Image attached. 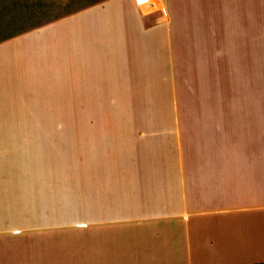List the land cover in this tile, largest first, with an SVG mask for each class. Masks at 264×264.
<instances>
[{
  "label": "crops",
  "instance_id": "0c3cea01",
  "mask_svg": "<svg viewBox=\"0 0 264 264\" xmlns=\"http://www.w3.org/2000/svg\"><path fill=\"white\" fill-rule=\"evenodd\" d=\"M160 1H4L0 264L264 263V0Z\"/></svg>",
  "mask_w": 264,
  "mask_h": 264
},
{
  "label": "rangeland",
  "instance_id": "374dc122",
  "mask_svg": "<svg viewBox=\"0 0 264 264\" xmlns=\"http://www.w3.org/2000/svg\"><path fill=\"white\" fill-rule=\"evenodd\" d=\"M4 1L5 0H0V32L1 31H11L14 29L19 28L23 22L18 18V16H22V12L21 9L18 10L17 8H15L16 11V15L17 18L15 16V13L11 10V8L9 6H4ZM18 1V0H17ZM32 1V0H31ZM44 2L48 3L51 0H43ZM57 1H61L64 2V11L63 8H61L59 11H63V13L66 12H70V11H74L78 8H81L83 6L88 5L89 3L95 2L97 0H57ZM135 1V0H134ZM153 5L155 1L158 0H152ZM160 1V0H159ZM69 3V4H67ZM136 5L138 7H140L142 9V11L147 14L153 11H157L165 8L160 7L162 5L161 1L159 5H155L156 7H160V8H156L152 10V7L150 9H146L143 3H138L137 1L135 2ZM11 15L14 16L11 19L8 20V17ZM27 24V23H25ZM135 104V103H134ZM124 105H120V107H123ZM139 107L140 106V102H137V105H134V107ZM43 119H46L47 122H52V123H75L76 122V117L74 116H52V117H43ZM85 122L86 123H124V116L123 115H116V116H96V117H85ZM47 139L52 140V148L54 150H69V149H75V139H76V132H52V133H46ZM8 150V149H5ZM7 164L11 163V158L6 157L5 161ZM88 236V234H86V237ZM90 243L88 245V247L91 248V245L93 243V241H86V245ZM86 254H89V257L87 256L86 258V262L85 264H91V260H88L89 258H91V252H86Z\"/></svg>",
  "mask_w": 264,
  "mask_h": 264
},
{
  "label": "trees",
  "instance_id": "16d2710c",
  "mask_svg": "<svg viewBox=\"0 0 264 264\" xmlns=\"http://www.w3.org/2000/svg\"><path fill=\"white\" fill-rule=\"evenodd\" d=\"M70 1V0H69ZM69 4V3H67ZM64 2L57 1V0H52L51 3L47 4V10L52 13L53 18H57L58 16L62 15V12L64 11ZM61 8H63V11H59ZM64 14V13H63ZM259 264H264V263H259Z\"/></svg>",
  "mask_w": 264,
  "mask_h": 264
},
{
  "label": "built area",
  "instance_id": "2783aa9c",
  "mask_svg": "<svg viewBox=\"0 0 264 264\" xmlns=\"http://www.w3.org/2000/svg\"><path fill=\"white\" fill-rule=\"evenodd\" d=\"M143 3L146 9H150L153 6L152 0H135V2Z\"/></svg>",
  "mask_w": 264,
  "mask_h": 264
},
{
  "label": "bare ground",
  "instance_id": "6f19581e",
  "mask_svg": "<svg viewBox=\"0 0 264 264\" xmlns=\"http://www.w3.org/2000/svg\"><path fill=\"white\" fill-rule=\"evenodd\" d=\"M155 4L157 3V1L154 2Z\"/></svg>",
  "mask_w": 264,
  "mask_h": 264
}]
</instances>
